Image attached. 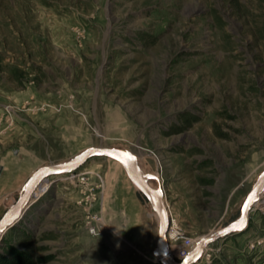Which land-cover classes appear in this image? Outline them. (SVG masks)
I'll return each mask as SVG.
<instances>
[{"label": "rangeland", "instance_id": "obj_1", "mask_svg": "<svg viewBox=\"0 0 264 264\" xmlns=\"http://www.w3.org/2000/svg\"><path fill=\"white\" fill-rule=\"evenodd\" d=\"M39 122L43 165L90 147L133 154L197 243L239 218L264 172V0H0V157L15 145L2 138L11 123ZM105 188L108 200L137 194L139 211H101ZM136 191L105 158L52 177L0 253L5 241L38 264H162ZM207 250L197 264H264V194L246 231Z\"/></svg>", "mask_w": 264, "mask_h": 264}, {"label": "water", "instance_id": "obj_2", "mask_svg": "<svg viewBox=\"0 0 264 264\" xmlns=\"http://www.w3.org/2000/svg\"><path fill=\"white\" fill-rule=\"evenodd\" d=\"M132 155L130 152L119 148L90 147L68 162L40 168L29 180L18 200L0 219V243L6 237L8 231L15 228L36 203V192L43 183L49 181L52 177L63 176L77 171L92 159L105 158L119 163L137 190L152 204L160 220V233L155 256L162 264H197L211 244L231 234L246 231L250 224L251 212L259 203L261 195L264 194V172H262L247 195L239 218L226 227L201 237L198 243L194 245L190 255L186 259L179 261L172 257L169 252L168 234L171 217L168 214L164 182L161 177L153 176L156 181V187H152L148 179L145 176H141Z\"/></svg>", "mask_w": 264, "mask_h": 264}, {"label": "crops", "instance_id": "obj_3", "mask_svg": "<svg viewBox=\"0 0 264 264\" xmlns=\"http://www.w3.org/2000/svg\"><path fill=\"white\" fill-rule=\"evenodd\" d=\"M27 127L28 128L25 127V130H24V126H22V129H21V126H18L14 123H11L10 128H8L7 132H5L2 136V138H4V141L6 143L7 142L8 143H10V142L15 143V145H12V146L16 147V148H13L11 146L10 149L0 157V194L1 195L3 194V196L6 198L5 202H7V204H8V205H5V208H6L5 213L17 201V200H14V198H16L17 196L20 197V195L22 194L23 190L25 189L27 183L32 178V176L40 168L46 166V165L42 164L43 163L42 162V159H43L42 154L43 153H42V151L39 150V148H40V142L39 141L41 139V135L39 132H41L42 125H41V123H40V125H38L37 123L34 124L33 125L34 130L30 126H27ZM27 129H29V130H27ZM31 133H34L33 137L30 135ZM29 135L31 136V138L29 137ZM27 137L30 139H33V140H31L32 143H27ZM39 137H40V139H39ZM23 141H24V144H23ZM18 143H20V146L18 145ZM2 147H4V149L6 148L5 145H3ZM0 154H2V153H0ZM70 160L71 159H69L67 161L59 162L58 164L65 163V162H68ZM125 175H127L126 171H125ZM127 177H128V175H127ZM128 180L132 183V181L130 180L129 177H128ZM126 181H127V179H126ZM132 185H134V184L132 183ZM104 186H105V184H104ZM129 187H131V186H129ZM136 190H137V188H136ZM106 191H107V189L105 188V190L103 191L104 195H103L102 199L100 200L99 207L101 208V211L105 210L106 206H109L108 204H113V203H114V206L118 205V206H122V207L124 206L125 207V209L123 208L120 210L121 213L124 212L127 214V211L131 206L133 207L134 211L135 210H136V212L139 211L138 206L140 204H137L138 199H136L137 198L136 193H138L137 192L138 190L135 192L136 198H134V196L132 195V194H134L133 192H131V193L129 192L130 194L127 196L126 194H124L125 192L123 193V192H121V190H118V192L119 191L120 192H119V194L116 193V196L113 197V200L107 199L108 194L107 195L105 194V193H107ZM35 198H37V194H36ZM11 200H13V201H11ZM151 208H152L151 209L152 210V218L151 219H153L154 221L156 219V221L158 223L159 233H160V220H159L158 216L156 215L155 210L152 207V204H151ZM131 210H132V208H131ZM113 212H117V210L114 208ZM120 212H118V213H120ZM98 215H101V213H99ZM97 218L100 219L99 223H102V220L104 222V218L102 215L98 216ZM97 218H94L95 222H97L96 221ZM131 227H134V226L131 225ZM136 233L137 232H135V234ZM159 233H158L157 240L155 242L153 240V242H152V244H153L152 254H153V257L156 259H157V257L155 256V252H156L157 247H158ZM237 234H239V233H234V234H231L229 236H234ZM126 235L129 238L131 237V240L134 241V239L132 238V237H134V231L133 232H126ZM229 236H226L225 238H227ZM180 245H181L180 242L169 241V252L171 254H177L179 249H180Z\"/></svg>", "mask_w": 264, "mask_h": 264}, {"label": "built area", "instance_id": "obj_4", "mask_svg": "<svg viewBox=\"0 0 264 264\" xmlns=\"http://www.w3.org/2000/svg\"><path fill=\"white\" fill-rule=\"evenodd\" d=\"M71 179H79L80 183L81 184H88L86 182L87 180V177L84 175V174H80V175H72V177H70ZM100 220V219H99ZM99 220H97V222L99 223ZM90 233L94 234V235H99V232H98V227L97 226H92L90 228ZM168 238H169V241H172V242H180V249L178 251L177 254H174L173 257H177L180 261L186 259L194 245H195V240L189 236H187L184 232V230L178 225V223L173 219L171 218V224H170V230H169V234H168ZM203 259H207L209 260L210 259V254L208 253V250L206 249V251L204 252V255L202 257Z\"/></svg>", "mask_w": 264, "mask_h": 264}, {"label": "trees", "instance_id": "obj_5", "mask_svg": "<svg viewBox=\"0 0 264 264\" xmlns=\"http://www.w3.org/2000/svg\"><path fill=\"white\" fill-rule=\"evenodd\" d=\"M42 261V260H40ZM30 252L22 251L10 242H3L0 264H38Z\"/></svg>", "mask_w": 264, "mask_h": 264}, {"label": "bare ground", "instance_id": "obj_6", "mask_svg": "<svg viewBox=\"0 0 264 264\" xmlns=\"http://www.w3.org/2000/svg\"><path fill=\"white\" fill-rule=\"evenodd\" d=\"M133 160H134V158H133ZM134 163L136 164V162L134 161ZM138 167V166H137ZM139 170V169H138ZM139 172H140V170H139ZM140 174H141V176L142 177H144L143 175H142V173L140 172ZM151 186H152V184H150ZM42 186V185H41ZM153 187V186H152ZM39 189V188H38ZM38 191V190H37ZM36 194H37V192H36ZM36 196V195H35ZM36 200H38L37 198H35ZM154 208V207H153ZM155 210V209H154ZM156 213V212H155ZM168 214H169V216H170V213H169V210H168ZM157 215V214H156ZM198 243V242H197ZM197 243H195V244H197Z\"/></svg>", "mask_w": 264, "mask_h": 264}, {"label": "snow or ice", "instance_id": "obj_7", "mask_svg": "<svg viewBox=\"0 0 264 264\" xmlns=\"http://www.w3.org/2000/svg\"><path fill=\"white\" fill-rule=\"evenodd\" d=\"M151 179H155L154 177H151Z\"/></svg>", "mask_w": 264, "mask_h": 264}]
</instances>
